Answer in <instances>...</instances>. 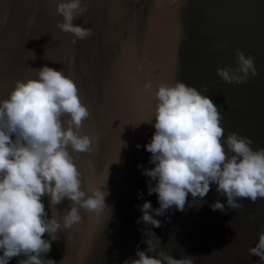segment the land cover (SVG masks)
Instances as JSON below:
<instances>
[{"label":"water","instance_id":"water-1","mask_svg":"<svg viewBox=\"0 0 264 264\" xmlns=\"http://www.w3.org/2000/svg\"><path fill=\"white\" fill-rule=\"evenodd\" d=\"M59 0H0V99L16 80L35 78L48 65L72 78L90 115L81 132L96 136L92 153H72L90 187L107 192L106 208L93 216L80 210L82 221L58 230L53 240L57 264H121L144 250V227L135 221L148 195L150 153L144 145L154 128L155 100L144 87L179 80L209 96L221 114L225 135L236 132L264 148V0H82L87 12L74 24L92 35L73 43L57 23ZM31 18L32 23L29 24ZM237 50L251 55L257 74L240 84L226 83L217 68L235 67ZM141 123V124H140ZM140 145L138 149L136 146ZM138 165L142 168L138 170ZM138 192L143 195L138 199ZM215 185L204 201L186 202L183 211L169 209L157 216L152 230L161 248L193 264H256L249 256L264 228V198L241 199L239 209L213 211ZM223 203L226 198H219ZM58 220L68 202L50 206ZM249 215L255 217L249 219Z\"/></svg>","mask_w":264,"mask_h":264},{"label":"clouds","instance_id":"clouds-1","mask_svg":"<svg viewBox=\"0 0 264 264\" xmlns=\"http://www.w3.org/2000/svg\"><path fill=\"white\" fill-rule=\"evenodd\" d=\"M55 11L62 17L57 28L72 34L73 43L92 35L91 29L73 23L87 12L82 0H59ZM235 57V67L216 70L224 82L240 84L257 74L251 55L237 50ZM35 73V78L16 80L0 99V264L17 257H23L17 264H57L48 258L57 231L80 224L81 209L99 216L107 207V192L89 186L72 155L92 153L96 143L95 135L81 132L90 112L75 82L48 65ZM144 87L155 100L152 119L142 122L154 128L143 146L153 167L141 174L149 178L148 195L155 193L159 206L147 200L139 206L135 222L144 225L138 230L146 248L137 244L136 258L121 264H193L191 256L176 259L161 248L152 230L161 227L155 217L173 207L183 211L186 202L191 207L189 194L204 201L211 185L218 197L209 205L213 211L224 212L225 205L236 210L243 207L241 199L264 198V148L254 149L250 138L236 132L225 135L217 105L196 88L179 80L158 83L154 91L151 81ZM45 196L48 209L68 202L59 220L46 211ZM220 197L226 198L223 203ZM248 253L258 257L256 264H264V228Z\"/></svg>","mask_w":264,"mask_h":264},{"label":"trees","instance_id":"trees-1","mask_svg":"<svg viewBox=\"0 0 264 264\" xmlns=\"http://www.w3.org/2000/svg\"><path fill=\"white\" fill-rule=\"evenodd\" d=\"M44 200V203H45V206H46V211H47V203H46V196L43 198ZM45 238L46 239H50V237H48L46 234H45ZM59 252L57 250V247L54 243V241H52V248H51V251L50 253H48V258H51V259H55L57 260L59 258ZM23 257H17V258H13V260L10 262V264H17V260L18 259H22Z\"/></svg>","mask_w":264,"mask_h":264}]
</instances>
